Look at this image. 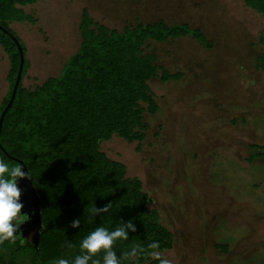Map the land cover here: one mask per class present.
Instances as JSON below:
<instances>
[{
    "label": "rangeland",
    "instance_id": "374dc122",
    "mask_svg": "<svg viewBox=\"0 0 264 264\" xmlns=\"http://www.w3.org/2000/svg\"><path fill=\"white\" fill-rule=\"evenodd\" d=\"M84 9L118 31L164 20L205 32L211 50L191 38L149 43L147 51L184 79L150 83L160 112L146 115L151 131L141 152L117 137L101 148L129 178L141 179L174 235L173 250L163 253L172 264H264V158L249 161L254 146H264V73L257 68L264 17L243 0H40L25 9L37 25L11 27L31 65L24 87L57 77L79 50ZM8 72L0 47V104Z\"/></svg>",
    "mask_w": 264,
    "mask_h": 264
},
{
    "label": "trees",
    "instance_id": "16d2710c",
    "mask_svg": "<svg viewBox=\"0 0 264 264\" xmlns=\"http://www.w3.org/2000/svg\"><path fill=\"white\" fill-rule=\"evenodd\" d=\"M40 0H0V26L20 43L25 55L22 79L14 103L6 114L0 132V159L10 167L22 161L41 198L44 229L35 249L21 242L0 244V264H56L59 258L72 259L80 254L82 239L97 226L114 229L121 220H132L137 231L129 230L127 241H117L119 256L139 244L145 247L158 242L162 254L173 250L174 235L163 226L161 214L151 208L153 199L139 178H129L127 167L112 160L101 145L114 137L130 144L138 143L137 152L147 140L151 126L146 115L155 117L160 106L150 83H177L180 72H170L159 62L157 53L147 51L149 43L167 44L191 38L212 49L201 30L187 25L138 23L123 31L95 22L83 10L79 30V50L64 64L57 77L47 79L32 89L24 87L30 70L27 49L12 31V23L37 24L24 8ZM245 6L264 17V0H244ZM264 48V40L260 41ZM0 47L9 59L8 92L0 104V119L15 88L20 53L10 36L0 30ZM257 68L264 73V50L257 58ZM250 163L264 158V146H254ZM112 207L101 216L91 217L89 209ZM80 228H72L75 219ZM25 217L20 215L19 220ZM18 220V221H19ZM73 245L67 247L68 243ZM218 250L228 253L224 246ZM103 253L96 258L102 261ZM125 264H159L141 254L135 262Z\"/></svg>",
    "mask_w": 264,
    "mask_h": 264
},
{
    "label": "clouds",
    "instance_id": "9594fccd",
    "mask_svg": "<svg viewBox=\"0 0 264 264\" xmlns=\"http://www.w3.org/2000/svg\"><path fill=\"white\" fill-rule=\"evenodd\" d=\"M19 179H32L28 172H25L20 165L10 167L3 159H0V244L5 241L15 242V234L18 231L17 221L24 208L21 202L22 191L18 186ZM112 207L111 203L103 207H91L88 211L91 217L101 216L107 213ZM79 218L71 222L70 227L80 228ZM129 230L136 232L137 228L132 220L121 222L114 228L109 229L103 225L97 226L80 243V254L74 256L71 260L59 258L56 264H125V262H135L141 254L159 261V264H172V261L157 251L160 245L158 242H152L145 247L134 244L129 251L122 252L119 256L113 250L117 241H127L129 239ZM67 247L72 248L69 242ZM103 253L102 261L96 258Z\"/></svg>",
    "mask_w": 264,
    "mask_h": 264
},
{
    "label": "water",
    "instance_id": "95a60500",
    "mask_svg": "<svg viewBox=\"0 0 264 264\" xmlns=\"http://www.w3.org/2000/svg\"><path fill=\"white\" fill-rule=\"evenodd\" d=\"M0 30H2L5 34L10 36L13 42L17 45L20 53V61H21L12 98L0 119V132H1L4 118L14 103L18 88L21 83L22 73L25 63V55L23 53L19 41L15 37L11 33H9V31L5 30L1 26H0ZM14 160L22 165V168L25 172H28L27 167L22 161L16 159ZM18 186L22 191L21 202L24 204V208L20 215L25 217V221L18 226V231L16 232L15 236L21 235V239H20L21 242H27L31 244L35 249H37L40 245L42 239V231L44 229L43 216L41 212V205H42L41 198L38 195L36 188L34 187L32 179H19Z\"/></svg>",
    "mask_w": 264,
    "mask_h": 264
},
{
    "label": "crops",
    "instance_id": "0c3cea01",
    "mask_svg": "<svg viewBox=\"0 0 264 264\" xmlns=\"http://www.w3.org/2000/svg\"><path fill=\"white\" fill-rule=\"evenodd\" d=\"M39 2H40V1H39ZM39 2H38V3H39ZM243 2H244V0H243ZM38 3H37V4H38ZM244 3H245V2H244ZM27 7H29V6H27ZM27 7L24 8V11H25V9H26ZM248 9H249V8H248ZM25 12H26V11H25ZM26 14H28V15H32L31 13L29 14V13H27V12H26ZM82 14H83V12H82ZM32 16H34V15H32ZM34 17H35V16H34ZM35 18H36V17H35ZM81 19H82V16H81ZM36 20H37V19H36ZM161 21H164V20H161ZM158 22H160V21H158ZM164 22H166V21H164ZM37 23H38V20H37ZM155 23H157V22H155ZM166 23H167V22H166ZM19 24H23V25H24V24H28V23H12V24H11V27L14 26V25H19ZM144 24H145V23H144ZM152 24H153V23H152ZM167 24L170 25V26H172V25H180V24H169V23H167ZM183 24H186V25H187L188 23H183ZM30 25H32V24H30ZM36 25H37V24H36ZM189 25H190V24H189ZM79 26H80V25H79ZM193 28H195V27H193ZM195 29H196V30H201V31H202V29H200V28H195ZM202 32H203V31H202ZM203 33H205V32H203ZM181 40H184V39H181ZM178 41H179V40H178ZM175 42H176V41H175ZM81 43H82V39H81ZM80 46H81V45H80ZM79 48H80V47H79ZM161 222H162V220H161ZM162 224H163V223H162ZM163 226H164V225H163ZM166 228H167V227H166ZM172 234H173V233H172ZM174 240H175V239H174ZM173 248H174V247H173Z\"/></svg>",
    "mask_w": 264,
    "mask_h": 264
}]
</instances>
